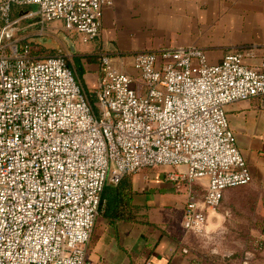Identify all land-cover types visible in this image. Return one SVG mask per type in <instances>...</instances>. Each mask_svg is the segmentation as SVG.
Returning a JSON list of instances; mask_svg holds the SVG:
<instances>
[{
    "label": "built area",
    "instance_id": "2783aa9c",
    "mask_svg": "<svg viewBox=\"0 0 264 264\" xmlns=\"http://www.w3.org/2000/svg\"><path fill=\"white\" fill-rule=\"evenodd\" d=\"M111 3L0 0V41L13 36V6L32 5L41 22L61 21L89 42ZM247 57L253 51L216 63L196 47L140 51L135 86L101 54L95 109L64 55L36 56L28 44L3 50L0 264H85L105 185L157 166L177 168L164 176L185 188L183 230L203 235L224 190L252 180L225 110L264 96V53L254 64ZM257 244L264 248V231Z\"/></svg>",
    "mask_w": 264,
    "mask_h": 264
},
{
    "label": "crops",
    "instance_id": "0c3cea01",
    "mask_svg": "<svg viewBox=\"0 0 264 264\" xmlns=\"http://www.w3.org/2000/svg\"><path fill=\"white\" fill-rule=\"evenodd\" d=\"M33 8L38 18L35 23L39 25L40 17L36 7ZM214 28L224 30L222 38L206 36ZM65 31L55 32L57 42L53 36H45L48 32L42 29L32 34L42 46L61 50L67 61L68 54L76 57L82 68V76L77 80L86 94L89 91L95 95L101 54L110 56L127 49L135 54L167 47L207 51L210 47L228 46V51L207 52L210 62H219L229 53L250 50L254 57L245 58V62L257 63L264 53V0H112L110 5L103 6L98 35L90 41L101 42L99 53L93 47L80 54L74 44L81 42L80 35L70 30L74 35L71 37ZM68 42L73 45V51ZM243 44L250 45L243 48L246 46ZM225 110L236 146L252 175L246 185L264 194V96L231 102ZM158 170L155 176L162 181L159 189L140 184L135 178L123 184V179L142 170L124 176L117 184H108L112 189L101 200L86 245L85 264H198L190 243V237L197 235L186 233L181 224L185 188L180 198L174 202L167 200L176 187L174 184L170 190L166 183L170 181L164 175L177 168L164 166ZM192 188L203 190L197 183ZM250 261V264H264V248L257 250Z\"/></svg>",
    "mask_w": 264,
    "mask_h": 264
},
{
    "label": "rangeland",
    "instance_id": "374dc122",
    "mask_svg": "<svg viewBox=\"0 0 264 264\" xmlns=\"http://www.w3.org/2000/svg\"><path fill=\"white\" fill-rule=\"evenodd\" d=\"M34 6L32 5H16L13 6L9 20L17 21L12 26L13 36L9 39L0 41V54L2 51L8 52L12 45L21 46L25 43L30 44L32 52L36 56H49L55 54L54 48L42 46L41 42L34 38L37 30L47 31L45 36L52 37L57 42L55 32H63V23L61 21L41 22L38 25L37 16L33 13ZM4 22L0 19V29L3 27ZM215 26L218 27L217 24ZM219 28V27H218ZM206 36L213 38H222L221 35L225 34L223 29H212ZM34 32V34H32ZM66 34L74 35L65 31ZM237 33V32H236ZM235 33V34H236ZM71 36V37H72ZM215 39L212 40L213 43ZM74 42L77 51L80 54H85L89 48L95 47V52L99 53L102 49L101 42ZM259 42V41H257ZM50 43V42H47ZM53 43V42H51ZM246 45V44H243ZM241 46L243 48L249 47ZM55 46V45H54ZM240 47V46H238ZM169 48V47H167ZM230 47L221 46L217 48H208L204 51L207 62H210L207 52L228 51ZM104 49V48H103ZM51 52H50V51ZM112 50V49H111ZM143 51V50H142ZM116 52V51H114ZM64 53V52H63ZM133 52L128 49L125 52L112 53L109 57L112 64L121 72L130 75L134 80V85L138 83V74L133 68ZM68 62L71 64L73 73L76 79L82 76L80 71L81 62L76 57L71 58L68 54ZM94 58H97L95 55ZM99 62V57H98ZM211 63V62H210ZM93 107L96 109V97L92 92H87ZM164 166H157L153 168L142 169L141 173L137 175L128 176L123 179V184L130 182L131 179H137L140 184H150L161 188L162 181L156 178V173L160 171L159 168ZM158 170V171H157ZM170 189L174 183L166 182ZM111 184L107 183L106 185ZM171 190V189H170ZM184 188L172 189V196L167 198L174 202L178 197L183 194ZM228 193V194H225ZM264 231V194L258 190L251 189L246 186L231 187L224 190L221 203L208 213L205 233L203 235L191 236V251L194 255V260L198 264H250L253 260L255 253L258 249V237Z\"/></svg>",
    "mask_w": 264,
    "mask_h": 264
},
{
    "label": "trees",
    "instance_id": "16d2710c",
    "mask_svg": "<svg viewBox=\"0 0 264 264\" xmlns=\"http://www.w3.org/2000/svg\"><path fill=\"white\" fill-rule=\"evenodd\" d=\"M25 44H28V45L30 46L29 42H28V43H25ZM30 47H31V46H30ZM50 48H51V47H50ZM49 51H50V50H49ZM50 52H51V51H50ZM53 52H55V54H53V55H61V54H62V51L59 50L58 48H54V51H53ZM111 189H112L111 186H109V185H105V188H104V190H103V192H102V195H101V200H102V198H103V196H104V193L109 192Z\"/></svg>",
    "mask_w": 264,
    "mask_h": 264
},
{
    "label": "water",
    "instance_id": "95a60500",
    "mask_svg": "<svg viewBox=\"0 0 264 264\" xmlns=\"http://www.w3.org/2000/svg\"><path fill=\"white\" fill-rule=\"evenodd\" d=\"M68 43H69L71 50L73 51L74 50L73 45L70 42H68Z\"/></svg>",
    "mask_w": 264,
    "mask_h": 264
}]
</instances>
